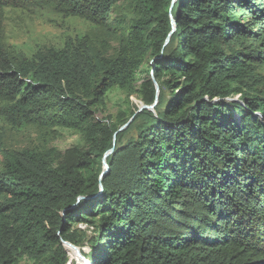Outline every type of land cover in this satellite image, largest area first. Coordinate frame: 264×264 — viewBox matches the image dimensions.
Returning a JSON list of instances; mask_svg holds the SVG:
<instances>
[{
	"label": "trees",
	"instance_id": "trees-1",
	"mask_svg": "<svg viewBox=\"0 0 264 264\" xmlns=\"http://www.w3.org/2000/svg\"><path fill=\"white\" fill-rule=\"evenodd\" d=\"M117 1L0 0V115L85 142L57 164L48 151L2 150L0 264H67L62 238L87 245L90 264H264V96L250 94L262 80L264 0H133L113 55L87 34L32 56L3 42L5 6L103 29ZM112 89L157 102L118 131L141 104L95 118Z\"/></svg>",
	"mask_w": 264,
	"mask_h": 264
},
{
	"label": "rangeland",
	"instance_id": "rangeland-1",
	"mask_svg": "<svg viewBox=\"0 0 264 264\" xmlns=\"http://www.w3.org/2000/svg\"><path fill=\"white\" fill-rule=\"evenodd\" d=\"M109 26L101 28L92 27L83 18L65 15L55 12L50 7H10L5 6L1 10L3 42L14 54L32 56L38 49L48 46L60 47L65 39L78 38V36L89 35L92 38L105 37L108 40L106 52L108 55L115 54L121 34L125 35V28L129 25L132 17L136 16L133 0H119L110 10ZM249 17V18H248ZM251 15L243 14V22L249 21ZM251 21V20H250ZM249 21V22H250ZM245 24V23H244ZM246 24H249L248 22ZM115 31L116 33L114 34ZM107 33V34H106ZM109 33V34H108ZM255 50H262V44L253 43ZM150 57L147 55L141 68L147 69ZM262 75L259 83H253L250 94L264 96V66L256 68ZM137 85V84H136ZM239 93L232 96V100H240ZM141 104L136 92L128 93L122 90L112 89L93 111L95 118L104 119L107 116L125 117L129 111ZM84 138L81 133L66 127H36L33 125H22L14 127L0 115V169L3 163L2 150H20L22 148H34L36 150L48 151L54 164H57L63 155V151L70 146H84ZM105 165H103V169ZM84 227V225H79ZM79 252L86 256L87 245H75ZM18 264H33L29 259L23 257ZM67 264H84L77 257L69 254Z\"/></svg>",
	"mask_w": 264,
	"mask_h": 264
},
{
	"label": "water",
	"instance_id": "water-1",
	"mask_svg": "<svg viewBox=\"0 0 264 264\" xmlns=\"http://www.w3.org/2000/svg\"><path fill=\"white\" fill-rule=\"evenodd\" d=\"M174 29H175V22H174V20L172 19V30L174 31ZM152 68H153V65H152ZM152 79H153V82H154V84H155V89H156V91H157V93H158L159 91H158V85H157V82L155 81V79H154L153 76H152ZM156 102H157V99H156V100L154 101V103L151 104V105L141 104V105L139 106L138 110L135 111L136 113H135V114H134V115H133V116H132V117H131L126 123H124V124L120 127V129H119L118 131H120L121 129H123L124 127H126V126L128 125V123L134 118V116H135L137 113L140 112V110H142V109H144V108H147V109H153V107L155 106ZM112 150H113V148H111L110 150H108V151L104 154V156H103V165H105V168L102 169L100 178H102V177L108 172V170H109V166H108V164H107V162H106V157H107L110 153H112ZM61 243L64 245V247L66 246V244L70 245V246L74 249V253H76V255H77L78 258L84 260L86 264H90V261L88 260V258H87L86 256L82 255V254L79 252L78 248H77L74 244L70 243L69 241L64 240L63 238L61 239ZM65 248H66V247H65Z\"/></svg>",
	"mask_w": 264,
	"mask_h": 264
},
{
	"label": "bare ground",
	"instance_id": "bare-ground-1",
	"mask_svg": "<svg viewBox=\"0 0 264 264\" xmlns=\"http://www.w3.org/2000/svg\"><path fill=\"white\" fill-rule=\"evenodd\" d=\"M65 247H66V250H68L70 252V254H72L74 257H77V255H76V253H74V249L72 247H67V246H65ZM78 259H79V261H82L84 264H86L84 260H82L80 258H78Z\"/></svg>",
	"mask_w": 264,
	"mask_h": 264
}]
</instances>
